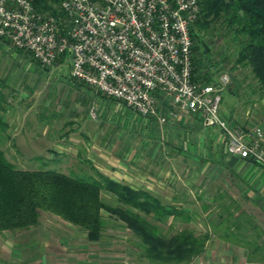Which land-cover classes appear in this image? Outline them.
<instances>
[{
	"label": "crops",
	"instance_id": "crops-1",
	"mask_svg": "<svg viewBox=\"0 0 264 264\" xmlns=\"http://www.w3.org/2000/svg\"><path fill=\"white\" fill-rule=\"evenodd\" d=\"M230 95L228 105L239 106V97ZM38 109L55 113L39 122L33 118ZM60 110L68 111V120H61ZM169 110L163 101L159 115L167 118L163 124L159 117H139L125 104L75 82L66 60L46 69L30 54L0 39V117L7 130L13 126L9 118L22 117L18 120L22 127L15 129L14 138L22 136L34 142L39 151L70 152L74 160L94 166L118 182L131 185V177H136L134 188H141L147 176L154 174L196 173L204 179L209 175L210 183L228 191V204L239 207L241 214H236V219L240 220L239 215L247 217L246 231L239 233L241 223L230 226L232 229L227 226L226 230L240 238L206 245L201 255L206 257L211 252L213 260L197 264H264V166L229 154L218 126L207 125L190 113L174 119ZM226 118L240 126L250 124ZM31 125L43 127V135L35 134ZM31 133L40 136L39 140ZM47 133L50 135L46 137ZM43 140L45 143H40ZM114 143L117 151L111 152ZM43 213L35 226L0 232V264H93L94 259L82 248L62 243V239L75 243L79 228Z\"/></svg>",
	"mask_w": 264,
	"mask_h": 264
},
{
	"label": "built area",
	"instance_id": "built-area-1",
	"mask_svg": "<svg viewBox=\"0 0 264 264\" xmlns=\"http://www.w3.org/2000/svg\"><path fill=\"white\" fill-rule=\"evenodd\" d=\"M60 8L63 21L30 0H0V39L47 69L66 60L75 82L142 117L158 118L163 101L174 119L200 116L218 126L229 154L264 166V129L222 114L230 77L195 80L192 26L202 0H62Z\"/></svg>",
	"mask_w": 264,
	"mask_h": 264
},
{
	"label": "trees",
	"instance_id": "trees-1",
	"mask_svg": "<svg viewBox=\"0 0 264 264\" xmlns=\"http://www.w3.org/2000/svg\"><path fill=\"white\" fill-rule=\"evenodd\" d=\"M30 1L39 11L61 21L65 19L60 8L62 0ZM216 27L225 30L239 45L234 64L251 72L254 86L264 95V0H202L200 15L192 26L193 65L195 80L208 84H213L211 78L201 80L198 73L200 63L214 67L212 48L206 37ZM227 88L232 95L238 96L230 82ZM0 130L4 134L7 132L1 117ZM54 162L37 169H20L0 149V232L35 226L41 213L46 212L84 230L88 240L96 243L101 241L106 229L103 214L106 211L117 216L141 239L152 261L190 264L204 252L206 238L184 232L166 239L147 219L180 217L183 215L181 209L167 206L157 195L113 180L98 170L94 174L65 173L61 168H51L61 161ZM103 193L111 195L113 202L106 200Z\"/></svg>",
	"mask_w": 264,
	"mask_h": 264
},
{
	"label": "rangeland",
	"instance_id": "rangeland-1",
	"mask_svg": "<svg viewBox=\"0 0 264 264\" xmlns=\"http://www.w3.org/2000/svg\"><path fill=\"white\" fill-rule=\"evenodd\" d=\"M206 40L212 48L214 67L208 68L204 63H200L199 67L201 69L198 73L202 76L200 79L203 80L206 77H210L212 83H217L223 75L227 74L230 77L232 90L239 97L240 105L233 108L228 105L231 98L228 88L224 91L222 94L223 101L221 108L223 116L230 117L241 124L243 122L250 123L251 125H260L263 128L264 95L254 86V82L251 79V72L245 68L235 66L234 61L239 50V45L235 44L231 39V35H227V32L221 29V27H216L213 33L208 34ZM128 109L132 110L131 108ZM60 111H63V119H59L62 121L68 120V111ZM132 111L135 112L134 110ZM34 113L33 118L39 121L41 118L51 119L55 112L38 109ZM9 119L13 122V126L11 130H7L6 134H4L3 130H0V149L3 150L6 158L18 168L37 169L45 166V163L52 165L55 163L54 161L60 160L61 162L53 165L51 168H61L65 173H95L96 168L94 166L91 167L90 165L74 160L70 152H46L45 148L39 151L32 144L34 142L31 143L29 140L23 139L22 136L14 138L12 134L15 133V129L22 127V125L18 124V120L22 119V117L18 118L15 115ZM148 119L153 120V117H149ZM24 127L28 128L29 126L24 125ZM31 127L36 129L34 131L35 134L43 135L41 131L43 127L39 125H31ZM64 131L66 130L63 129V134L65 133ZM35 134L31 133V135H34V138L39 140L40 136L36 137ZM49 135L47 133L45 136L47 137ZM9 136L12 140L8 138ZM136 140L139 141V138ZM40 143H45V140ZM115 144L111 152L117 151ZM51 147L56 148V146ZM55 153L56 155H54ZM71 175L77 176L76 174ZM209 180V175L204 179L203 175L196 173L170 172L168 174L162 173L147 176V182L145 181L146 184L142 185L141 189L157 195L161 198L163 204L179 208L183 212V215L180 217H169L163 220L147 217L159 235L170 239L181 233L189 232L200 239L206 238L207 246H217L220 241L226 242V240L228 243H232L240 238V235L237 236L226 229L227 226L231 228L237 223H241L242 230L238 231L243 234L246 231L245 221L247 217L239 215L240 217L238 216V218L240 220L236 219L237 217L235 215L241 213L239 212L238 206L228 204V191L223 190L221 185L217 186L210 183ZM136 181V177H131V185L133 187L137 186L138 183ZM235 192L237 191L235 190ZM103 196L109 202H113L111 195L103 193ZM236 196L238 195L236 194ZM103 214L106 218V229L101 241L96 243L90 242L87 238V233L84 230L78 229L79 232L75 243L69 239H62V243L74 244L82 248V252L86 253L89 258L94 259L93 264H163L161 262H155L154 260L152 261L147 257L144 250L145 246L142 244L141 239L123 221L119 220L117 216L110 215L106 211ZM142 216L146 217L144 214ZM44 222L48 224L45 220ZM204 256L199 255L195 257L192 264H197L201 260H213V253L211 252L206 257Z\"/></svg>",
	"mask_w": 264,
	"mask_h": 264
}]
</instances>
